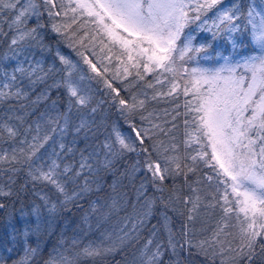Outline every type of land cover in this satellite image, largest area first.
<instances>
[{
  "label": "snow or ice",
  "instance_id": "6c2138e0",
  "mask_svg": "<svg viewBox=\"0 0 264 264\" xmlns=\"http://www.w3.org/2000/svg\"><path fill=\"white\" fill-rule=\"evenodd\" d=\"M220 3L221 0H195V3L193 0H0V36L4 38L10 36L8 51L3 59L16 61L10 71L0 68V103L29 100V92L25 90L23 80L28 81L30 88L46 83L49 75L56 69L50 66L45 70L41 61L34 60L32 56L34 49L48 50L41 30L50 27L53 33L67 36L72 25L76 24L80 17H87L85 23L95 24L97 29L108 37L119 39L127 55L128 64L137 69L136 80L125 85L126 90L139 88L138 81L145 79L139 72L140 67H143L145 73L156 72L159 69L155 84L168 82L170 88L167 92L155 91L150 99L171 97L173 94L178 98L180 93L177 90L180 85L176 82L175 76L180 74V69L177 61L183 62L186 56L191 61L195 58L194 54L199 53H204L205 58H208L209 46L204 44L195 46L193 35H185L181 44L177 45L176 42L181 40V33L189 23L200 21L199 27L202 30L215 29L212 31L213 39L227 37L233 47L236 46L232 35L239 28L235 21L240 19L237 15L240 9L236 5L217 8ZM190 11L195 15L190 16ZM209 12H214L210 26L207 19ZM45 15L48 20L42 22ZM245 19L246 27L250 26L251 42L259 49L260 55L248 56L243 63L237 61L235 64L225 56L222 57L225 63L219 68H193L192 87H188V81H185L183 87V96L190 97L183 101V113L179 110L181 105L176 103L171 111L164 110V115L170 116L171 119H166L163 123H153L150 119L153 116L152 112L147 116L141 114L140 120L148 121L150 127H140L134 116L146 110L148 97L147 93H144L145 99H138L139 94L132 91L130 99L119 98V105L122 106L120 111L129 124L130 133L124 136L113 128L115 141L104 142L103 148L106 151L103 158L97 160L98 167L88 162L94 158V154L84 155V150H81L78 167L65 164L61 170L60 164L52 160L46 171L43 164H36V160L38 151L51 139V135L45 132L41 136L42 125L36 122V134L32 136V142L27 139L19 140L20 145L27 144V151L24 147H13L10 153L3 150L0 154V165H8L7 168L0 167V173H10L7 191L4 186H0V197L13 194L12 185L16 182V175L24 172L28 179L20 185L21 190H24L29 181L46 182L63 196V200L59 202L61 205L71 203L78 206V201L93 190L92 183H96L94 180L90 181L89 177L84 175L85 172L95 175L99 169H111L117 157H122L126 152H134L137 156L143 154L144 159L142 165L139 159L136 161L131 173L143 169L150 174L149 182L161 193L160 202L168 207L171 197L168 201L163 197L164 181L169 176L174 180L175 177L183 175L185 183L188 184L189 173L196 174L203 163L215 173L205 175L209 187L214 184L215 191L201 195L203 189L198 186L202 182L198 177L192 182L197 187L189 184L193 195L185 196L183 202L185 206L191 205L187 209V221L193 223L201 216V207L204 210V217H210L219 209V219L215 226L209 230L206 220L202 221L204 223V227L200 229L202 238H197L196 232L186 223L181 239H177L168 228V218L165 217V229L168 232L166 244L156 239L157 233L152 231L140 247L138 255L134 257L133 264H166L164 261L166 252L172 257H178L180 252H190L192 249L213 262L218 257L220 264H264V9L257 11L250 7ZM33 20L35 23H32ZM121 33H127L128 37L134 39L123 38ZM144 42H147L148 46L141 48L140 45ZM78 55L83 56V53ZM57 56L66 66L64 76L35 99L29 100V103L36 105L45 102L49 99L48 92L51 87H63L68 96L67 112L57 113L55 118L41 113V117L46 116L49 125H60L62 118L64 123L60 125V131L64 132L70 124L69 114L73 106L87 107L91 98L83 92L79 82L74 78L77 65L58 52ZM139 57H146V60L141 64ZM84 63L88 64L92 71L97 70L96 65L86 56ZM128 64L124 67L125 75L131 74ZM237 68H242L243 73L237 74ZM184 71L187 72V69ZM164 73H172L173 80L169 82L165 77L162 81L160 76ZM84 78L83 75L80 76V80ZM108 87L119 97L116 88L111 84H108ZM146 87L151 89L155 85L146 82ZM56 105L57 101L53 100L52 111L56 110ZM20 107L24 108L26 105L21 104ZM96 110L92 108L93 113ZM181 115L184 117L183 155L180 153L177 135L173 134L178 128L175 121ZM16 119L23 123L22 116H17ZM90 123L94 124V121L81 119L74 132L78 134L81 131L85 133L91 131ZM169 124L170 127L167 126ZM51 131L55 132L56 128L53 127ZM5 133L7 139L14 143L20 136L19 130L7 122L0 123V140L4 139ZM160 136L167 139H157ZM146 141H152L151 147L146 145ZM59 147L65 150L66 145L60 143ZM66 152L73 153L74 148L68 146ZM81 177L82 185L78 182ZM69 183L73 185L70 194L67 187ZM173 187L175 188V185ZM145 189L146 185L143 183L137 188V203L141 200L143 202L140 203L139 210H136L135 204L133 205L134 217H125L124 226L117 234L102 232L97 242L90 241L83 246L81 240L76 237L71 238L70 243L62 238L53 249L54 255H50L45 264H80L82 259L94 262L97 258L114 254L128 245L135 247L152 215L156 199L147 198ZM96 190H100L98 183ZM41 199L47 206V197L41 196ZM3 207L4 205L0 204V208ZM56 207L57 205L53 203L49 211L54 212ZM91 207V214H97L99 228L100 221L106 219L109 212L98 207L97 202H93ZM109 207L115 208L116 201L113 200ZM33 214L39 217L38 207L33 208ZM91 214L86 213L82 217L88 231L92 230ZM128 223H131L130 228H127ZM39 227L37 224L35 231L38 232ZM23 235L27 237L28 231L25 230ZM8 251L11 252L12 249L9 248ZM38 254L39 246L32 247L25 240L24 256L13 264H30ZM172 264H180V260L175 259Z\"/></svg>",
  "mask_w": 264,
  "mask_h": 264
},
{
  "label": "trees",
  "instance_id": "16d2710c",
  "mask_svg": "<svg viewBox=\"0 0 264 264\" xmlns=\"http://www.w3.org/2000/svg\"><path fill=\"white\" fill-rule=\"evenodd\" d=\"M193 3H195V0H193ZM233 5H236L240 9V12L237 14L240 19L235 21L239 28L232 35V39L236 42L235 47H233L227 37L222 36L213 39L212 31L215 29H212V31L202 30L199 27L200 21L189 23L181 33V40L176 42L177 45L181 44L185 35H193L195 37L193 40L195 46L198 47L204 44L209 47L207 48L208 58H205L204 53H199L194 54L195 58L191 61L187 59V56L183 62L177 61V66L180 69V74L175 76L176 82L180 85V88L177 90L180 93L178 98L176 94H173L171 97L165 96L159 97L156 100L150 99L155 91L167 92L170 88V83L168 82L155 84L156 76L160 72L159 69L156 72L145 73L143 67H140L139 72L144 75L145 79L138 81L139 88L126 90L125 85L136 80L137 69L132 68L128 64L127 55L124 53L119 39L108 37L99 31L93 23H85L88 20L87 17H80L77 23L72 25L67 36H59L53 33L50 27L42 29L44 43L48 46V50L40 51L39 49H34L32 50V56L34 60L41 61V65L45 70L53 66L56 71L49 75L46 83L37 84L31 88L28 86L27 80L22 81L25 90L29 92V100L35 99L42 91L58 83L64 76L66 67L57 56L58 52L60 55H67L77 65L74 71V78L81 85L83 92L90 96V103L87 107L82 108L80 106H73L69 114L70 124L64 132L60 131V125L64 123L62 118L60 119V125H49L46 122L47 117H41V113H46L55 118L57 113L67 112L68 96L63 87H51L48 92L49 99L36 105L30 104L29 100L19 102L11 100L0 103V123L7 122L15 126L20 132V136L15 143L8 140L7 134H4V139L0 140V154H2L3 150H7L10 153L13 147H24L27 151V144L20 145L19 140L27 139L29 142H32V136L36 134V122H39L42 125L40 135L43 136L45 132L51 135V139L37 153L38 159L36 160V164H43L45 171L47 170V165L52 160H56L60 164L61 170L65 164H72L73 167H78L81 160V150H84V155L93 153L94 158L88 162L94 167H98L97 160L102 159L106 151L103 148L104 142L106 140L115 141L113 128L117 129L124 136H128L130 133L129 124L120 111L122 106L119 105V98L130 99V93L135 91L139 94L138 99H145L144 93H147L146 110L142 113L138 112L134 116L135 122L140 127H150L148 121L142 122L140 120L141 114L147 116L149 112H152L153 116L150 118L152 122L163 123L166 119H171L170 116L166 117L164 115V110L168 109L171 111L176 103L181 105L179 110L183 113V101L190 98L183 96V87L185 81H188L189 88L192 87L194 79L192 75L193 68H219L225 63L224 59H222L225 56L229 57L230 62L235 64L241 56H247L251 53L260 55V51L251 42L250 26L246 27L247 21L245 17L250 7H254L257 11L264 9V0H221L217 8H229ZM189 15L194 16L195 13L190 11ZM213 15L214 12L207 13L209 26L212 24ZM70 18L71 13H69L68 22H70ZM47 20L48 18L45 15L42 22H47ZM32 23H35V21L33 20ZM4 28L7 31L6 25ZM73 33H75L74 36L72 35ZM120 35L123 38L134 39L128 37L127 33H121ZM8 39H10V36L8 38L0 36V68H6L10 71L15 66L16 61L3 59L5 53L8 51ZM147 46V42L140 45L141 48H146ZM78 53H83V56L78 55ZM133 55L135 57V52ZM85 56L96 65L97 70L95 72L92 71L88 64L84 63ZM138 59H140L142 64L146 60V57H139ZM125 64H128L130 75H125L124 73ZM185 69H187V72L184 71ZM236 73L242 74L241 68H237ZM224 74L226 75L227 73ZM81 75L85 77L83 80H80ZM165 77L169 82L173 80L172 73H164L160 76V79L163 81ZM146 82H152L155 87L151 89L147 88ZM108 84H111L113 88L119 91V97H117V93L112 92ZM53 100L57 101L55 111L51 110ZM21 104L26 105V107L21 108ZM78 108L79 110H77ZM92 108L97 109L95 113L92 112ZM17 116L23 117V123L16 119ZM157 117L159 118L157 119ZM81 119H86L90 122L94 121V124L90 123L91 131L87 133L81 131L78 134L74 132V128L79 125ZM183 119L184 117L181 115L175 121L178 128L173 133L177 135L181 155L185 151L183 145ZM167 126L170 127L171 125ZM53 127L56 128L55 132L51 131ZM26 129L29 130L26 132ZM157 139L167 138L160 136ZM60 143L65 144L66 148L68 146L73 147L74 152L69 154L66 152V148L65 150H61L59 147ZM151 143L152 141H146L148 147H151ZM116 147L118 148L119 145H116ZM193 147H196V145H193ZM189 151L191 152V149ZM208 151L210 153L211 150L209 149ZM138 159L142 165L143 154L137 156L134 152H126L122 157H117L114 160L111 169H99L95 175L85 172L84 175L88 176L90 181L94 180L96 183H92L93 190L85 194L84 198L78 201V206L71 203L66 206L61 205L59 202L63 200V196L46 182L33 183L29 181L24 190H21L20 185L24 184L28 178L24 172L18 173L15 177L16 182L12 185L13 194L11 196L0 197V204L4 205L3 208H0V264H13L14 261L23 258L25 240L32 247L39 246V254L30 261V264H45V261L49 260L50 255H54L53 249L58 246L62 238L70 243L71 238L76 237L81 240V245L83 246L90 241L97 242L102 232L105 234H117L119 229L124 226V218L134 217L135 211L133 205L135 204L136 210H139L140 203L143 202L141 200L140 203H137L136 192L142 183L146 185V197H155L156 199L152 215L141 233L139 243L135 247L128 245L114 254L97 258L94 262L90 259H82L80 264H133L134 257L138 255L140 247L151 235L152 231L157 233L156 239L162 240L166 244L168 232L165 229V217L168 218V228L176 235L177 239H181V234L186 223L190 229L196 232L197 238H202L200 237V229L204 227L202 221L206 220L209 230L215 226V222L219 219V209L210 217H204V210L201 207V216L193 223L187 221V209L191 205L185 206L183 202L185 196L193 195L189 184H192L198 177L202 182L198 186L203 189L201 195L215 191L214 184L209 187V182L205 179L206 174L215 175L212 169L201 163L196 174L189 173L188 184L185 183L183 175L175 177L174 180L169 176L163 183L165 189L163 197L165 201H168L169 197H171V201L169 206L165 207L159 199L161 193L153 188L149 182L151 179L150 174L146 173L143 169L134 174L131 173L132 166ZM187 162L191 163L190 161ZM17 166L19 167V165ZM0 167L7 168L8 165H0ZM8 175L10 173H0V186H4L5 191H7L8 186ZM78 182L82 185L83 177ZM114 182L115 189H113ZM97 183L100 185L99 191L96 190ZM173 185H175V188ZM192 186L197 187L195 184H192ZM67 187L70 194L73 185L69 183ZM221 188H223V185H221ZM41 196L47 197V206L45 205V201L41 199ZM177 197L179 198L178 202ZM113 200L116 201V207L110 209L109 206ZM93 202H97V206L102 207L103 211L109 212L107 218L100 221L99 228H97V214H91ZM53 203L57 205L54 212L49 211ZM34 207L39 208V217L33 214ZM86 213L91 214V231L87 230L82 221V217ZM37 224L40 226L38 232L35 231ZM130 227L131 223H128L127 228ZM25 230L28 231L27 237L23 235ZM9 248L12 249L11 252L8 251ZM175 259H179L180 264H220L218 257L213 262L198 254L195 249H192L190 252L182 251L178 257H172L169 252L165 253L164 261L166 264H172Z\"/></svg>",
  "mask_w": 264,
  "mask_h": 264
},
{
  "label": "rangeland",
  "instance_id": "374dc122",
  "mask_svg": "<svg viewBox=\"0 0 264 264\" xmlns=\"http://www.w3.org/2000/svg\"><path fill=\"white\" fill-rule=\"evenodd\" d=\"M258 49V48H257ZM259 50V49H258ZM253 55H256L255 53H251V54H249V55H247V56H241L240 58H239V61L241 62V63H243V60L245 59V58H247L248 56H253ZM62 56H64L65 58H67L69 61H71L73 64H75L73 61H72V59H70L67 55H63L62 54ZM76 65V64H75ZM66 67V66H65ZM75 71V70H74ZM241 71H242V73H243V69L241 68ZM79 87L81 88V85H79Z\"/></svg>",
  "mask_w": 264,
  "mask_h": 264
}]
</instances>
